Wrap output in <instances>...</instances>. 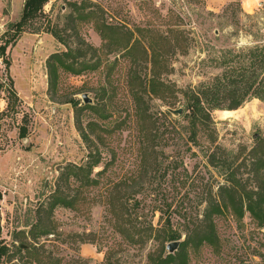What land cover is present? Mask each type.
<instances>
[{"label":"rangeland","instance_id":"1","mask_svg":"<svg viewBox=\"0 0 264 264\" xmlns=\"http://www.w3.org/2000/svg\"><path fill=\"white\" fill-rule=\"evenodd\" d=\"M25 1L0 0V47H7L0 56V244L11 248L7 264H148L163 246L168 255V243L156 238L168 220L184 242L208 204L220 201L221 187L231 181L256 189L264 102L213 111L214 123L194 143L184 92L222 75L218 62L264 45V0L254 15L240 1L212 11L206 0H50L9 44ZM152 45L163 62L157 96L150 92ZM68 50L72 69L56 65L51 74L49 58ZM178 109L179 116L169 111ZM91 156L101 160L93 185L63 175ZM57 192L79 196L75 208L51 209ZM214 220L218 248H188L187 264H264V228L248 212L238 219L226 210ZM129 221L141 230L152 223V237L136 235L144 245L117 231ZM21 245L31 253L16 254Z\"/></svg>","mask_w":264,"mask_h":264},{"label":"trees","instance_id":"2","mask_svg":"<svg viewBox=\"0 0 264 264\" xmlns=\"http://www.w3.org/2000/svg\"><path fill=\"white\" fill-rule=\"evenodd\" d=\"M49 1H25L21 20L15 24H11V31H14L15 35L8 41L9 44L15 43L18 40L20 35L25 32L27 24L43 12L44 7ZM103 27L109 29L108 26ZM128 44L125 46V49L128 48ZM150 48L152 49L153 64V80L150 82V92L157 96V91L153 87L155 86L156 79L160 75V68L163 64L160 58L162 55L161 51L155 46L152 45ZM6 49V46L0 47L1 57H5ZM72 54L73 50L53 54L48 60V67L51 74H56V65H60L65 70L72 69L71 66L66 64L67 59L71 58ZM218 66L225 68V71L222 75L217 76L212 83L201 84L197 88H192L184 92L186 118L188 119L191 140L194 143L198 142L199 132L209 129L210 125L214 123L212 119L213 111L237 110L250 98H257L264 102V45L251 48L248 54L244 53V51L236 53L232 59L218 62ZM82 69L86 70L91 68L88 63H83ZM71 71L80 73L82 70H74L73 68ZM11 95L15 97L14 92H11ZM253 158L255 159L253 172L255 174L256 189L247 190L246 187L237 186V184H233L231 181V186L221 187L219 195L220 201H213L208 204L203 220L192 224L187 239L181 242L182 244H180L177 253L168 254L166 257H163L161 254L163 246L159 249L161 251L158 253L159 255L153 254L149 256L148 264H187L188 248L192 247L197 250L204 245H209L217 249L219 237L214 217L223 215L226 210L231 211L238 219H242L245 213L248 212L257 221L258 226L264 228V174H262L264 171V152L262 155L254 154ZM100 163V158L91 156L86 164L79 167L71 166L63 175L68 176V178L72 176L77 179L80 178L81 181H84L83 186L87 187L95 183L90 177ZM81 174H83V178ZM56 195L51 202V209L58 206L75 208L80 199L79 196L70 197L62 193L59 194V192ZM125 214H128V211ZM118 222H120L119 218ZM126 225H129V228L125 229L123 225H117L116 229L121 233L126 242L133 245H144L146 243L144 236L136 239V235L147 233L149 234L147 237L148 240L152 237L151 232L155 231L152 223L145 230L138 228L137 222L134 221H129ZM168 225L169 227L162 231V236L156 235L161 245L165 243L169 244L173 241H180L179 239H181V236L172 229L170 220H168ZM49 232V230H46L43 232V235H47ZM15 248L17 251L16 254L22 252L31 253V248H22V245L19 247L16 246ZM10 252V247L0 244V264H7L6 261L13 256Z\"/></svg>","mask_w":264,"mask_h":264},{"label":"crops","instance_id":"3","mask_svg":"<svg viewBox=\"0 0 264 264\" xmlns=\"http://www.w3.org/2000/svg\"><path fill=\"white\" fill-rule=\"evenodd\" d=\"M232 1H240L242 9L247 15H254L260 9V5L263 0H206L207 8L212 11H218L225 4H229Z\"/></svg>","mask_w":264,"mask_h":264},{"label":"water","instance_id":"4","mask_svg":"<svg viewBox=\"0 0 264 264\" xmlns=\"http://www.w3.org/2000/svg\"><path fill=\"white\" fill-rule=\"evenodd\" d=\"M83 100L86 104L92 103V100L86 94L83 95ZM169 111L176 116H179L182 114V109L169 110ZM180 244H181V241H173V242H170L169 244H167L166 250L168 251V254H174L178 250ZM22 248H26V247L22 246Z\"/></svg>","mask_w":264,"mask_h":264}]
</instances>
